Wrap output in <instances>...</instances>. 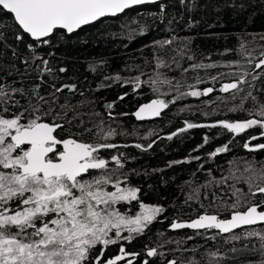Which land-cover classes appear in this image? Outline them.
Listing matches in <instances>:
<instances>
[{
  "label": "trees",
  "instance_id": "obj_1",
  "mask_svg": "<svg viewBox=\"0 0 264 264\" xmlns=\"http://www.w3.org/2000/svg\"><path fill=\"white\" fill-rule=\"evenodd\" d=\"M0 26V83L26 90L39 83L41 95L51 93L53 84L56 87L76 85L75 92L64 89L57 93L60 104L67 100L74 106L66 117L73 121L71 126L64 118L58 120L65 125L61 136L75 135L85 143L98 142L95 126L101 122L104 129L111 127L118 133H127L109 138L108 142L117 144L118 148L100 150L101 155L110 161V168L115 167L111 156L123 153L121 172L127 176V185L140 189L138 201L122 202L117 207L129 215L140 211L139 202L161 206L165 210L144 234L131 242L120 241L110 245L106 249L107 257L118 254L122 245L127 252L139 254L126 258L132 259L133 264H143L145 259L149 264H168L173 259L182 264L191 259L209 264V252L219 254L212 264H259L264 257L254 251L259 248L256 238L229 240L230 234L217 235L216 230L207 233L201 230L202 234L198 235L196 231H173L169 227L174 221L193 220L205 209L214 214L217 201L213 200V194L225 200L230 198L232 180L223 185L202 187L209 180L227 177L235 167L242 171L245 162H253L256 168L264 164V149L249 151L244 147L245 143L250 147L264 144V136L260 135L262 130L254 127L234 135L219 126L201 127L188 129L172 139L168 136L185 127L186 120L212 124L219 120L251 118L247 112L228 111L233 104L239 103V96L226 103L217 99L229 95L221 93L219 88L221 83L230 82V77L224 76L215 83L209 77L233 70L224 67L229 62L239 60L243 63L238 51L241 43L253 51L255 60L260 58L259 53L264 46V40H261L264 37V0H184L183 3L181 0H161L135 6L115 17L100 19L72 34L58 30L51 35L48 44L32 40L15 24L12 15L1 7ZM18 36L21 39H17ZM164 40H172V43L157 46V42ZM29 44L34 46L35 55L47 60L48 67L53 70V75L45 74L43 82L36 70L40 61L33 63ZM157 57L164 66L156 67ZM201 63H216L220 67L207 70L190 67ZM60 68L66 71L60 72ZM255 71L260 72L261 69ZM156 73H161L172 84L158 85L159 91H153L152 85L144 81L154 78ZM117 76L119 80L115 79ZM136 77L142 82L138 88L129 82ZM197 77L205 81L197 85L198 89L214 87V91L207 96L176 99L162 110L157 119L135 120L133 114L141 104L157 98L173 100L180 93L189 91L188 85L196 84ZM248 80L255 87L244 85V93L252 91L257 100L264 103V77L252 81L249 76ZM16 99L26 104L19 95ZM109 104L111 109L107 107ZM244 106L252 108L253 103L248 100ZM55 111L61 110L57 107ZM205 136L209 137L207 144H204ZM253 136L257 139L252 140ZM150 143L152 147L148 148ZM136 144L144 148H136ZM224 145L228 146V151L210 156L216 148ZM197 156L200 159H195ZM236 187L244 191L248 188L243 182ZM194 189H199V199L189 200ZM255 199L259 202L260 195L257 194ZM219 214L222 218L229 215L227 212ZM236 232L240 234L241 230ZM213 236L215 239L210 238ZM149 248H156L158 254L148 257ZM98 252L99 247L93 255Z\"/></svg>",
  "mask_w": 264,
  "mask_h": 264
},
{
  "label": "snow or ice",
  "instance_id": "obj_2",
  "mask_svg": "<svg viewBox=\"0 0 264 264\" xmlns=\"http://www.w3.org/2000/svg\"><path fill=\"white\" fill-rule=\"evenodd\" d=\"M149 2L153 0H0V6L12 15L15 24L36 43L48 44L51 35L58 30L73 33L82 25L91 24L104 17L116 16L134 5ZM183 2L184 0H181V3ZM17 39L21 37L18 36ZM261 40H264V37H261ZM171 43L172 40L159 41L157 46L163 47ZM28 47L33 52V63L40 61L36 70L43 82L45 74L51 76L53 70L48 67L47 60L35 55L32 44ZM238 51L243 63L239 60L229 62L224 67L233 70L218 73L209 79L215 83L224 76L230 77V82L221 83L219 88L221 93L229 95L217 99L226 103L235 101L239 96V103L233 104L228 111L247 112L251 118L237 121L219 120L212 124H197L186 120L185 127L171 133L168 139L188 129L217 126L234 135L259 127L262 130L260 135L264 136V103L259 102L252 91L244 93V85L255 87L254 83L249 82V76L252 81L264 77V46L258 60H255L253 51L249 50L245 43H241ZM161 66H164V62L157 57L156 67ZM190 67L193 70H207L220 65L201 63L192 64ZM256 69L261 71L256 72ZM59 71L65 72L66 69L60 68ZM115 79L119 80L120 77ZM129 82L137 88L142 83L139 77ZM204 82L197 77L196 84L188 85L189 91L180 93L173 100L153 99L142 105L134 115L141 120L146 116L158 117L161 111L176 99L184 96H207L214 91V87L198 89L197 85ZM144 83H149L153 91L158 92V85H171L172 81L161 73H156L154 78L150 77ZM51 87V93L41 95L39 83L27 90L0 83V264H133L132 259L126 258L138 256V253H129L121 245L118 254L107 257L106 249L120 241L131 242L144 234L165 210L161 206L139 202L140 211L135 215L120 211L117 206L122 205V202L138 201L140 189L127 185V176L121 172L124 167L123 153L111 156L115 167L110 168V161L101 155L100 150L118 148L117 144L108 142L109 138L127 133H118L111 127L104 129L101 122V125L95 126L98 142L85 143L75 135L61 136L65 125L58 120L64 118L71 126L73 121L67 120L66 117L74 106L67 100L60 104L57 93H62L64 89L75 92L76 85L65 84L56 87L53 84ZM176 87L179 89L180 85L177 84ZM17 95L25 99L26 104L16 99ZM248 100L252 101V108H245L244 102ZM57 107L61 111H55ZM107 107L111 109L112 105ZM85 131L91 132L92 129ZM251 139L255 140L257 137L253 136ZM208 142L209 137L205 136L204 144ZM135 147L144 148L141 144H136ZM147 147L151 148L152 144ZM244 147L254 151L264 149V144L250 147L249 143H245ZM226 151L228 146L224 145L216 148L210 156L215 157ZM228 180L233 181L229 185L231 196L225 200L213 194V200L217 201L214 204V214H209L205 209L198 218L190 222L174 221L170 228L194 229L198 235L202 234L201 230L203 233L216 230L217 235L230 234L229 240L256 238L259 248L254 251L264 257V164L256 168L253 162H245L242 171L235 167L230 170L229 176L220 180L213 178L202 187L223 185ZM241 182L247 184V191L236 187ZM257 194L261 197L259 202L255 199ZM188 199H199V189H194ZM221 212L229 213L228 217L222 218L219 214ZM257 225L261 227H255ZM237 229L241 230L240 234H237ZM125 232L126 235L123 234ZM210 238L215 239V236ZM98 247V254L93 255ZM157 254L156 248L147 250L148 257ZM207 255L209 264H212L219 254L209 252ZM143 264H149V261L145 259ZM168 264L182 262L173 259ZM187 264L200 262L191 259ZM259 264H264V258Z\"/></svg>",
  "mask_w": 264,
  "mask_h": 264
},
{
  "label": "water",
  "instance_id": "obj_3",
  "mask_svg": "<svg viewBox=\"0 0 264 264\" xmlns=\"http://www.w3.org/2000/svg\"><path fill=\"white\" fill-rule=\"evenodd\" d=\"M161 0H153V2H149V3H145V4H153V3H156V2H160ZM141 5H144V4H141ZM135 6H140V5H134V6H132L131 8H133V7H135ZM1 8H2V6H0ZM130 9V8H129ZM126 10H128V9H126ZM125 10V11H126ZM6 12H7V10H5ZM124 11V12H125ZM120 14H122V13H120ZM120 14H117V15H120ZM116 15V16H117ZM108 17H115V16H108ZM104 18H107V17H104ZM101 19H103V18H101ZM95 22H97V21H95ZM95 22H92L91 24H93V23H95ZM91 24H88V25H91ZM88 25H82L81 26V28H83V27H85V26H88ZM80 29V28H79ZM79 29H76L74 32H76V31H78ZM22 30V29H21ZM61 30H63V29H61ZM23 31V30H22ZM67 34H72V33H68L66 30H64ZM73 32V33H74ZM28 35V34H27ZM29 36V35H28ZM30 37V36H29ZM32 40H33V38L32 37H30ZM150 101H152V100H150ZM150 101H147V102H145V103H143V104H141L136 110H135V112L142 106V105H144V104H147V103H149ZM134 112V113H135ZM162 112V111H161ZM134 115V114H133ZM159 117V116H158ZM158 117H152V116H146L144 119H137V117L134 115V118H135V120L137 121V122H142V121H151V120H154V119H157ZM198 218V217H197ZM196 219V218H195ZM194 220V219H193ZM191 220H189V221H180V222H190ZM169 229L170 230H173V229H171L170 227H169ZM183 229H188V230H192V231H196V230H194V229H189V228H182V229H175V230H173V231H177V230H183ZM237 230H239V229H237ZM222 235H225V234H222Z\"/></svg>",
  "mask_w": 264,
  "mask_h": 264
}]
</instances>
